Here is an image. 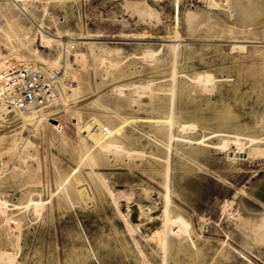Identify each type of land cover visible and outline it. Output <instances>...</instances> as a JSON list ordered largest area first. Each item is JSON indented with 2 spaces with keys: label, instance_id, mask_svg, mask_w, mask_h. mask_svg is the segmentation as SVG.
Returning <instances> with one entry per match:
<instances>
[{
  "label": "rangeland",
  "instance_id": "obj_1",
  "mask_svg": "<svg viewBox=\"0 0 264 264\" xmlns=\"http://www.w3.org/2000/svg\"><path fill=\"white\" fill-rule=\"evenodd\" d=\"M189 12L211 24L190 33ZM18 23L42 55L61 49L77 92L40 123L0 119V253L16 255L0 264H264V0H0L5 64L30 55L9 39ZM41 30L60 41L42 44ZM86 35L116 66L92 57L97 46L65 57ZM100 139L127 151L104 153ZM166 187L164 251L145 222L162 227ZM245 200L263 210L245 213Z\"/></svg>",
  "mask_w": 264,
  "mask_h": 264
},
{
  "label": "bare ground",
  "instance_id": "obj_2",
  "mask_svg": "<svg viewBox=\"0 0 264 264\" xmlns=\"http://www.w3.org/2000/svg\"><path fill=\"white\" fill-rule=\"evenodd\" d=\"M239 1V0H238ZM232 2V0H231ZM179 5V3H177ZM135 6V5H133ZM145 6V5H144ZM147 6V5H146ZM11 7V6H10ZM9 7V8H10ZM139 7V6H138ZM22 9V8H21ZM142 10V14L143 15H152V12L150 11V9L148 7H144L141 9ZM11 12V10H10ZM25 12V11H24ZM139 12V11H138ZM198 12V11H197ZM196 12V13H197ZM200 12V11H199ZM201 13V12H200ZM203 13V12H202ZM156 14V13H155ZM154 14V15H155ZM186 20L188 21V24H189V28H188V31L190 33H196L198 31V29H200V27L204 24H211V21H209V17L208 16H205L203 14H195V13H192V12H189L186 16ZM28 18V17H27ZM15 21V20H14ZM214 26V25H213ZM224 27V26H223ZM41 28V27H40ZM214 28V27H213ZM225 28V27H224ZM219 30V29H218ZM205 31V30H204ZM40 42L42 44H52L54 42H59L60 40H58L59 37L57 36H54V35H49L48 33H46L45 31L41 30L40 32ZM35 34V33H34ZM264 34V33H263ZM261 35V34H260ZM257 36V35H256ZM262 36V35H261ZM254 37V36H253ZM34 38V37H33ZM33 38H30V32L24 27L23 24H16L15 27H14V30H13V34L10 35L9 39L11 41H15L17 43V49H16V52L19 51L20 49H26L28 51V53H30V55L24 57L23 59L19 60L21 62H23L27 67H30V68H34V69H38V70H41V71H45L47 73H51V72H58V74L55 76V81H54V90H55V97H54V100H53V103L51 104V106L47 109V110H41V111H38V110H29V111H21V112H17L18 115L20 116V118L24 121V123H34V122H39L40 119L42 118H45L46 117V112L48 110H50L51 108H53V106H56L58 104H65L67 101H68V98L70 95V93L68 94V92L72 91V93H76L77 90L76 88L74 87L76 85V77L74 75H72V70L75 68V66L70 62L68 61L67 59H65L64 61V57H63V54L61 49H60V54H58V57L54 60L48 58V56H44L41 54V52H39L37 49H35L33 46H32V43L34 41ZM61 38V37H60ZM59 38V39H60ZM250 38V37H249ZM252 38V37H251ZM263 39V38H262ZM62 40V39H61ZM94 38L92 36H80V37H76V38H71L70 41L66 42L64 45V49L66 50V53L67 55L65 56L67 58L68 56V53L71 52V48L75 45H87L88 47L92 48L93 46H97L99 49H101V53L99 54H94L93 51L91 50V55L92 57L99 59L101 62L100 63H104V64H108L111 66L117 64V62H114L113 60H111L109 58V55L112 54V50L108 49V47H104V46H101V43L100 42H94L93 41ZM168 43L169 42H172L170 45L173 46V49L175 50V54H177L180 50V46H181V41L179 39H168L167 40ZM36 42V41H35ZM106 42V41H105ZM64 43V42H63ZM174 43V45H173ZM12 47V46H11ZM96 47V48H97ZM241 47V46H240ZM94 48V47H93ZM171 48V46H170ZM94 50V49H93ZM172 51V50H171ZM90 54V53H89ZM72 56H75V55H72ZM76 58H80L82 62H84L86 56L85 54H76ZM78 59V62H80ZM73 60V59H72ZM174 61V60H173ZM173 64V63H172ZM5 62L0 59V70L5 66ZM173 69V68H172ZM71 72V73H70ZM110 73V72H109ZM113 73V72H112ZM121 73V72H120ZM110 76V74L108 75ZM71 77V78H70ZM111 77V76H110ZM66 78H70L71 81H72V84L68 85L69 83L65 84V79ZM198 78V77H197ZM218 80V79H217ZM142 87V86H141ZM119 88V87H118ZM145 88V86H144ZM143 88V89H144ZM209 88V87H208ZM142 89V90H143ZM148 89V88H147ZM139 90V89H138ZM141 90V89H140ZM149 91V90H148ZM2 98V88H1V81H0V100ZM10 113V111H8V109L6 108V106L4 104L0 105V119H3L6 115L5 114H8ZM5 115V116H4ZM4 116V117H3ZM48 116V115H47ZM49 120H56V119H52L50 118ZM165 123H168L169 124V127H170V130H169V138H168V143H167V147L168 149L170 150V147L172 145V142L173 140L176 138L175 135H173L172 133V129L174 127V118L173 117H169L167 119H165L164 121ZM40 123V122H39ZM22 126V125H21ZM54 126H57L54 124ZM181 128V127H180ZM183 129V128H182ZM181 129V130H182ZM185 129V128H184ZM113 131V130H112ZM109 135V134H108ZM235 136V135H234ZM21 137V136H19ZM238 137V136H237ZM16 139V138H15ZM20 139V138H19ZM17 140V139H16ZM238 140V139H237ZM166 141V142H167ZM16 142V141H15ZM257 143V142H255ZM198 144V143H197ZM28 145V144H27ZM253 145V144H252ZM18 146V145H17ZM96 146V145H95ZM231 146V145H230ZM254 147V145H253ZM96 148L98 150H101L103 151L104 153L105 152H114V153H121V152H124L126 149L125 147L123 146V143L120 142V141H109V140H105V139H100V141L97 143V146ZM251 148V147H250ZM249 148V149H250ZM172 149V148H171ZM252 149V148H251ZM259 148H257L258 150ZM94 150V149H93ZM255 150L254 152L256 153V149H253ZM100 151V152H101ZM127 151V150H126ZM125 151V152H126ZM129 151V150H128ZM124 152V154H125ZM135 152V151H133ZM253 152V153H254ZM98 153V152H96ZM113 153V154H114ZM131 153V152H130ZM137 153V152H135ZM259 153V152H258ZM133 154V153H132ZM131 154V155H132ZM139 154V153H138ZM257 154V153H256ZM255 154V155H256ZM98 155V154H97ZM105 155V154H104ZM168 156V155H167ZM252 156V155H251ZM169 159V158H168ZM169 161V160H168ZM169 166V164L167 165V167ZM167 169V168H166ZM168 176V179H169V174L167 175ZM264 180H261L259 181L258 183H261L263 182ZM168 182V181H167ZM168 184V183H167ZM64 185V184H63ZM264 185V184H263ZM79 186V185H78ZM167 186V185H166ZM262 186V185H261ZM83 188V187H82ZM166 194H165V207L163 209V219H162V227H161V221H159L155 215L153 216L154 219L153 220H150L149 223H146L145 222V229L147 230L148 233V237L149 239H152L154 240L153 242H157L161 248L165 249L168 247V239H169V233H170V229H171V219H170V216H171V211H170V188L169 187H166ZM72 189V188H71ZM77 192H78V189H76ZM108 190V189H107ZM262 191H264V187L261 188ZM86 191V190H85ZM83 190L82 192V189H81V196H82V193L84 194L85 192ZM76 192V193H77ZM253 194V193H252ZM85 200H87L86 198V195L87 193L85 192ZM246 195V194H245ZM248 195V193H247ZM250 195L249 194V198H250ZM113 196V195H112ZM111 196V197H112ZM89 197V196H88ZM241 197V196H239ZM253 197V196H252ZM255 197L260 199V194H255ZM84 199V198H82ZM245 199V198H244ZM252 199V198H251ZM26 201V200H25ZM84 201V200H83ZM251 201V200H250ZM254 201V199H253ZM86 202V201H85ZM260 202V201H259ZM87 203V202H86ZM261 203V202H260ZM34 205L36 206V209L39 208L41 205H42V202L41 201H37L34 203ZM262 205V204H261ZM14 206V205H13ZM20 206V205H19ZM26 206V205H25ZM264 206V204H263ZM16 207V206H15ZM28 207V206H27ZM241 207V206H240ZM137 208V207H136ZM263 207H260V206H257L254 204H252L251 202H248V201H242V209L245 213H252L253 212V216H254V212L255 211H261L263 210L262 209ZM9 209V208H8ZM7 209V210H8ZM6 210V211H7ZM4 211V210H3ZM140 211V210H138ZM242 212V211H241ZM3 213V212H2ZM243 214V213H242ZM4 216V215H3ZM8 216H11V215H8L6 214L5 216V220L8 219ZM132 217H137L136 216H133ZM13 217H10L9 220V223L11 222V224L13 223ZM142 218V217H141ZM12 219V221H11ZM137 219V218H136ZM140 219V218H139ZM133 220V219H132ZM17 221V219H16ZM15 222V221H14ZM139 222V221H138ZM148 222V221H147ZM18 223V222H17ZM16 224V223H15ZM17 225V224H16ZM19 225V224H18ZM20 226V225H19ZM14 229L17 228L16 226L13 227ZM143 230H144V227H142ZM18 229V228H17ZM145 231V230H144ZM144 233V232H143ZM164 255V254H163ZM14 256H16L14 253H10V252H2L0 253V257L1 259L4 261V262H12L14 260ZM0 259V260H1ZM2 261V262H3ZM3 262V263H4ZM7 264V263H5Z\"/></svg>",
  "mask_w": 264,
  "mask_h": 264
},
{
  "label": "built area",
  "instance_id": "obj_3",
  "mask_svg": "<svg viewBox=\"0 0 264 264\" xmlns=\"http://www.w3.org/2000/svg\"><path fill=\"white\" fill-rule=\"evenodd\" d=\"M58 72L47 73L27 67L19 60L8 62L0 70L2 98L10 112L47 110L55 97L54 81Z\"/></svg>",
  "mask_w": 264,
  "mask_h": 264
}]
</instances>
